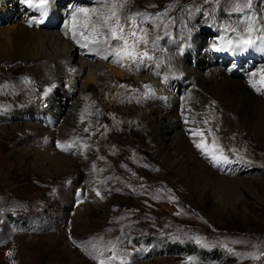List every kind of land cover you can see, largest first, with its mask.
<instances>
[{
    "label": "rangeland",
    "instance_id": "obj_1",
    "mask_svg": "<svg viewBox=\"0 0 264 264\" xmlns=\"http://www.w3.org/2000/svg\"><path fill=\"white\" fill-rule=\"evenodd\" d=\"M16 1L0 0V7L5 8L3 12L0 9V51L10 44L9 33L16 29L21 19L26 23L27 20L38 18L37 12L32 13L26 5L15 4ZM76 1L79 5H72L71 0H49L50 14L46 20L51 26L45 32L56 35L64 33L72 37V14L78 13L81 8H89L93 22L86 24V27L82 24L79 43L71 41L70 51L62 52L65 58H69L73 72L81 65H84V71L80 77L68 80L62 75L57 83L63 90L74 85V94L64 91L62 94L80 102L84 94L83 83L88 74H93L97 79L93 66H110L108 62L98 64L84 56L87 28L96 22L102 23L100 17H94L95 14L104 16L112 10L117 12L119 4L116 7V3H120L124 9L121 11L119 8L123 15L130 5L129 9L147 14L145 19L153 18L152 23L145 24L148 26L147 38L150 40L147 48L153 49L156 32L160 28L164 31L160 41L176 37V16L185 9L194 14L192 20L198 31L200 29L202 44L216 45L218 28L234 27V23L230 22L241 21L248 13L264 27V0H251V8L245 6L242 13L237 12L236 0H208L207 3L205 0ZM146 2L151 5L146 7ZM54 9L59 10L60 14L52 16ZM160 13H166L162 23L155 19ZM17 15L21 19L17 20ZM124 18H121L122 23L125 22ZM81 19L87 20L80 15L78 20ZM128 27L131 28L130 22ZM108 38L110 40V36ZM100 42L105 45L103 48L108 49L104 40ZM55 46L54 41L47 51L53 50ZM138 51L145 52L146 45L141 44ZM258 51L256 47L244 53L217 52L211 49L210 57L214 66L220 67L227 76L242 80L247 73L246 69L257 67L258 61L264 56V50L256 53ZM155 52L167 57L166 48ZM109 57L114 59L112 55ZM127 63L132 70L127 69L125 76L133 80L140 76L150 77L136 70L132 61L127 60ZM11 68L0 60V114L6 117L1 120L5 128L0 130V147H4L0 153V264H100L101 260L103 264H120L121 260L126 261V264H264V178L260 177L255 182L263 201L253 198L243 188L236 192L227 186L214 191L205 189L199 197L177 174L162 164L158 155L143 148L142 142L126 138L128 121L124 125L118 123L117 127L114 126L120 136L109 132L113 128L111 126L104 129L102 111L90 93L85 94L90 105L81 107L80 115L83 114L84 119L83 122L80 120L79 128L84 131L83 128L88 127V139L94 141L90 128L97 122L101 137L96 146L87 151L94 157L95 165L71 154L74 161L81 162H77L81 171L77 183L70 184L62 175L55 178L49 173L45 157L33 154L46 147L41 141L42 137H36V141L23 138L25 125L29 121L52 129L53 118L43 115L35 119L33 113H15L19 108L32 104L45 105V101L39 97L41 93L31 92L30 85L37 83L35 79L26 77L21 71L13 72ZM95 79L93 85H100ZM65 81L69 84L65 85ZM156 83H161L159 91L164 89L167 78L163 73L156 78ZM125 90L124 93L128 94L136 89L127 86ZM259 94L264 95V88L259 90ZM135 95L139 96L138 91ZM139 97L141 100L147 99L145 95ZM65 98L59 96V102L63 108L68 109ZM134 109V113L140 116L141 109ZM111 117L114 118V115ZM21 140L26 143L22 144ZM26 145L31 151L23 150ZM16 149L20 150L16 154L21 155V162L13 153ZM240 155L256 156L264 161V149L248 140L240 150ZM254 171L259 172L257 169ZM89 187H92L94 193L91 194ZM97 192L100 196L96 195ZM151 237L162 238V243L168 242L170 248L190 244L195 252L192 255H185V252L170 254L169 250L165 253L157 249L152 253L151 244L147 240ZM213 251L219 252L221 258L199 257L200 252L209 255Z\"/></svg>",
    "mask_w": 264,
    "mask_h": 264
},
{
    "label": "bare ground",
    "instance_id": "obj_2",
    "mask_svg": "<svg viewBox=\"0 0 264 264\" xmlns=\"http://www.w3.org/2000/svg\"><path fill=\"white\" fill-rule=\"evenodd\" d=\"M71 1L72 5H79L76 0ZM16 2L15 4L22 3L21 0ZM150 5L151 3L146 2L145 6ZM129 6H127V13L123 15L119 8L121 11L124 9L120 3H116L117 15L124 18L126 15L129 17L141 12V10L129 9ZM0 9L3 12L5 8L0 7ZM29 9L32 13L37 12L38 18H41L38 10ZM55 9L54 12L51 10L52 16L60 14L59 10L56 11ZM85 9L89 10V8ZM49 11L48 8L47 16L43 17L44 22L42 24H33V26L27 24L28 20L23 23L21 17L17 15V20L21 19V23L9 33L10 44L0 51V60L12 67L11 71H21L26 77L37 81V83L30 85L31 92L41 93L39 97L43 98L45 105L36 106L32 104L19 108L15 113L17 115L33 113L35 119L42 118L43 115H49L53 118L54 127L52 129L38 122L29 121L26 122V132L23 134L24 139L27 137L35 140L38 136L42 137L41 141L46 147L42 151H35L33 154L42 158L45 157L51 176L56 178L62 175L70 184L77 183V179L81 176L77 163L80 161H74L71 154H76L80 159H85L90 164H94V157H91L87 151L92 150L101 137L96 125L97 122L90 128L94 141L88 139L89 133L79 128L81 107L82 105H90L85 94L90 93L95 104L102 111L104 129L111 126L113 128L109 132L120 136L115 127L119 124L124 125L128 121L127 128L129 129L125 134L126 138L142 142L143 148L149 149L154 155H158L162 164L177 174L187 184V187L189 186L199 194V197L205 189L214 191L219 187L227 186L236 192L243 188L253 198L263 201L255 182L260 180V177L264 178V161L256 156L243 157L240 155V150L244 147L246 140L264 149V95L260 96L259 90L262 88L259 85L253 88L249 84L250 79H259V72L264 69V56L263 59L260 58L261 61H258L257 67L246 69L245 72L247 73L242 80L227 76L220 67L214 66L213 59L210 57L213 46L209 43H201L200 29L198 31L195 22L192 20L194 14L185 9L176 16L178 26L175 35L178 36L177 38L171 36L160 41L164 35L163 29L160 30V28L156 32L157 39L154 40V49L147 48L150 41L147 38L146 51L152 59L145 60L143 63H135L134 68L140 73L149 74L150 77L140 76L133 80L131 77L125 76L126 70H132V67L128 66L127 60L123 66H120L115 63V57L114 59L109 57L111 55L109 49L103 48L105 46L103 43L100 44V41L104 40L103 37L98 38V43H89L88 38L94 35L93 28L107 31L102 28V23L96 22L87 28L86 36L88 38H86L83 49L84 56L98 64L108 62L110 66L102 64L96 68L94 65V75L97 79L92 76L93 74H88L83 83L84 94L81 102L74 101L70 100L69 95L62 94L63 91L74 94L76 92L74 85H69L67 90H63L57 86V83L62 75L65 80L75 76L80 77L84 71V65L73 72L70 68L69 58H65L62 52L70 51L71 41L73 43L78 42L80 38L79 29L82 24L86 25L89 22L81 19L77 20L75 29L71 26L70 30L76 32L75 39H73V35L71 37L65 36L64 33L57 35L54 33L57 37L55 39L54 34L45 32V29L51 26V23L46 20L50 14ZM94 17L103 18L98 13ZM92 22L91 20L90 23ZM230 23L238 26L240 28L238 30H243L245 27L241 21H231ZM144 27L148 33V26L144 25ZM253 35L259 34L254 33ZM235 37L236 33L232 32L231 29L225 31L224 27L223 29L218 28L215 37L218 41L216 45L226 42L228 39H235ZM63 40L66 41L65 44H61ZM52 41L56 42V46L48 52L50 44H53ZM75 45L77 44L75 43ZM80 45H82L81 42ZM164 47L167 51L166 58L163 53L157 52V54L155 52L158 49L161 52L162 49H165ZM98 49L99 51H97ZM256 49L259 50L256 53H260L264 50V45H259ZM104 56H108V59H104ZM87 66L91 67V64ZM161 73L167 78V84H164L165 90L159 91L161 83H156V78L158 79ZM253 73H257V75L253 76ZM94 79L100 85H93ZM64 84L69 83L65 81ZM121 85L125 87H121ZM127 86L136 90L125 94ZM136 91H138L139 96L145 95L147 99L141 100L139 96H136L137 94L135 95ZM59 96L66 97L65 105L70 108L66 109L61 106ZM129 105L131 106L129 107ZM134 108L141 109L140 116L134 113ZM111 115H114L115 119ZM185 117L189 119L190 123L185 124ZM5 119V115L0 114V130L5 128L1 125L3 124L1 120ZM197 127L204 130L209 144L213 140L215 141L219 146V151L228 158V163L214 166L195 147L193 140L200 138L190 136L189 129ZM209 131L212 135H208ZM21 141L22 144L26 143L25 140ZM57 142L61 144L75 142L76 147L69 151H62L57 148ZM23 147V150L31 151L27 145ZM3 148L0 147V153ZM18 151L16 149L13 153L21 162V155L16 154ZM82 164L84 163L82 162ZM254 169L259 170V172L256 173ZM89 190L91 194L94 193L91 191L92 187H89Z\"/></svg>",
    "mask_w": 264,
    "mask_h": 264
},
{
    "label": "snow or ice",
    "instance_id": "obj_3",
    "mask_svg": "<svg viewBox=\"0 0 264 264\" xmlns=\"http://www.w3.org/2000/svg\"><path fill=\"white\" fill-rule=\"evenodd\" d=\"M23 4L27 7L32 8L34 10H38L40 13V19L37 20H29V26H33V24L39 25L44 22L43 17L47 16V9L49 5V0H21ZM208 0H205L207 3ZM238 5L237 12H243L245 6L251 8V0H236ZM93 14H95L93 12ZM82 15L87 18V21L91 22V17L89 15V10L85 8L79 9V12H74L72 14V27L75 29L76 22L78 17ZM145 13H136L132 16L125 17V22H121V18L117 15V12L112 10L109 15H104L102 18V28L107 31L97 30L93 28L92 31L94 35L89 39V43H98L99 37L104 38V43L108 44L109 52L112 56L115 57V63L120 66H123V62L125 60H130L133 63H143L145 60H150L152 57L148 54L147 51L141 53L138 51L141 44L147 45V29L144 27L145 24L152 23L153 18L149 17L145 19ZM166 15V13L157 14L155 19L159 20L161 23L162 17ZM139 18V19H138ZM111 21V23H110ZM131 23V28L128 27V23ZM241 23L245 25L243 30H238L237 27L229 26L231 31L236 33L235 39H228L226 42L220 43L218 45L213 46V50L217 52H239L244 53L249 51V49L255 48L259 45H264V27L259 24L257 19H254L251 13L244 15L241 19ZM67 27V25H65ZM86 27V25H85ZM229 28H225V31H228ZM167 29L165 28V32ZM254 33H259V35L254 36ZM110 35V40H109ZM76 37V32L73 31V39ZM159 39V37H158ZM112 41L116 43L113 44ZM99 51V49L97 50ZM104 59H108V56H104ZM253 76H256L257 73H253ZM249 84L256 88L257 85L260 88H264V69L259 72L258 80H249ZM121 87H125L121 85ZM84 115H81V122H83ZM185 124L190 123L189 119L185 117ZM85 132H89V128L86 127L84 129ZM190 136L199 137V140H193L195 147L206 157L208 158L214 166H219L221 163H228V158L223 155L221 151H219V146L213 140L211 144H209L207 136L204 133V130L197 128L189 129ZM91 134V133H90ZM208 135H212L209 131ZM73 147H76L75 142L61 144L57 142V148L62 151H69ZM97 196H100V193H96ZM11 255V253H8ZM115 259V257H113ZM100 264H103V260L100 261ZM120 264H126V261L121 260Z\"/></svg>",
    "mask_w": 264,
    "mask_h": 264
},
{
    "label": "trees",
    "instance_id": "obj_4",
    "mask_svg": "<svg viewBox=\"0 0 264 264\" xmlns=\"http://www.w3.org/2000/svg\"><path fill=\"white\" fill-rule=\"evenodd\" d=\"M147 240H148V244H151L149 246L153 250L152 253H155L157 249L159 252L163 250L165 253H167L169 250L170 254H178L180 252H185V255H192L195 252L194 247L191 246L190 244L185 245L184 247H181V248L178 247L177 245H174L173 247L170 248L169 243L168 242L162 243L164 240L160 237H158V238L151 237V238H148ZM208 256H213V258H215V259L221 258L220 253L219 252L216 253V251L209 253V255L205 252L199 253V257H201V259H207ZM231 261L232 260H230V262Z\"/></svg>",
    "mask_w": 264,
    "mask_h": 264
}]
</instances>
